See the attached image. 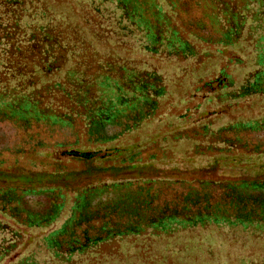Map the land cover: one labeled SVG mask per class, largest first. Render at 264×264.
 Wrapping results in <instances>:
<instances>
[{
  "label": "trees",
  "instance_id": "16d2710c",
  "mask_svg": "<svg viewBox=\"0 0 264 264\" xmlns=\"http://www.w3.org/2000/svg\"><path fill=\"white\" fill-rule=\"evenodd\" d=\"M177 152L264 156V0H0V170ZM236 177L0 187V264H180L206 233L264 264V179Z\"/></svg>",
  "mask_w": 264,
  "mask_h": 264
},
{
  "label": "rangeland",
  "instance_id": "374dc122",
  "mask_svg": "<svg viewBox=\"0 0 264 264\" xmlns=\"http://www.w3.org/2000/svg\"><path fill=\"white\" fill-rule=\"evenodd\" d=\"M34 166L23 169L0 170V187L7 186H67L68 190L80 189L99 183L120 180H233L241 174L243 178L264 179V156L251 158L248 161L225 162L222 158L187 157L177 152L170 160L147 162L129 166H117L112 161L97 162L86 166L78 163L75 173L61 176L51 175L47 157L33 160ZM41 161L42 163H39ZM240 168V170H239ZM238 171V173L236 172ZM65 188V187H64ZM71 192V191H70ZM193 242H184L185 249L178 258L180 264H236L241 260L258 261L262 254L261 245L256 242L249 247L239 248L221 242L208 233ZM207 239V242L204 240ZM181 244V242H180ZM168 257L167 264L173 263ZM177 263V262H176Z\"/></svg>",
  "mask_w": 264,
  "mask_h": 264
}]
</instances>
